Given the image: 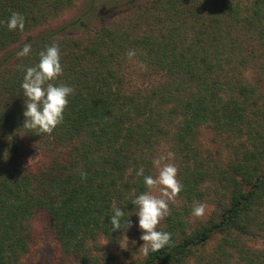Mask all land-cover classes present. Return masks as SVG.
Listing matches in <instances>:
<instances>
[{
    "label": "trees",
    "instance_id": "trees-1",
    "mask_svg": "<svg viewBox=\"0 0 264 264\" xmlns=\"http://www.w3.org/2000/svg\"><path fill=\"white\" fill-rule=\"evenodd\" d=\"M72 2L0 0V264H15L30 251L32 222L39 214L48 217L62 249L83 263L93 260L101 238L119 243L127 221H133L132 201L148 190L136 173L142 167L153 176L156 149L164 141L179 146L181 195L189 201L200 196L214 173L201 168L191 146L206 125L241 134L247 126L252 138L218 179L227 202L208 225L191 234L185 229L186 206L175 212L164 230L171 234L170 244L150 252L141 264H186L194 249L217 234L222 235L218 249L223 255L237 250L242 264H264V252L239 246L242 238L264 230V94L243 79L251 61L264 64V0H150L137 21L149 24L136 37L123 26L103 28L88 44L72 35L119 5L117 0H85L67 23L29 37L18 50H7ZM12 13L24 16L23 32L9 31ZM241 31L252 34L245 47L238 44ZM53 43L60 47L63 66L53 83L67 84L74 93L63 122L51 133H40L23 128L21 84L24 69L35 66L40 51ZM25 44L32 45V53L18 58ZM130 50L132 58H145L168 80L127 93L130 82L115 66L122 68ZM32 151L37 161L18 166V159ZM114 207L126 213L121 230L112 229Z\"/></svg>",
    "mask_w": 264,
    "mask_h": 264
},
{
    "label": "rangeland",
    "instance_id": "rangeland-1",
    "mask_svg": "<svg viewBox=\"0 0 264 264\" xmlns=\"http://www.w3.org/2000/svg\"><path fill=\"white\" fill-rule=\"evenodd\" d=\"M149 1L139 0L135 3L130 0H117L119 7H112L104 13L99 14V17L89 21L87 28L78 30L77 34H73L72 37H79L86 44L90 41L93 43L97 32L103 30V28L112 27L114 30H119L122 26V29H128L133 37H136L149 24V21L137 22L141 7L143 9L146 3L149 4ZM218 1L210 0L211 3ZM84 3L85 0H73L71 6L62 9L56 17H51L48 23L41 24L23 33L19 40L12 43L7 50L14 48L18 50L23 43H27L29 37H34L46 29L57 28L67 23L84 7ZM239 34L241 38L238 44L241 43L245 47L252 34H247V31H241ZM130 40L134 39L131 38ZM254 42H257L258 46L261 45L260 40H254ZM2 54L0 53V57ZM236 58L240 61L242 56L237 55ZM140 59L142 58H138V60L128 58L122 62V64L126 62L122 68H119L117 64L115 66L116 72L120 76H125V79L130 82L127 85V93L137 92V90L145 91L148 89L146 87L163 83L168 78L166 73L159 72L155 68L146 65L145 62L147 60L145 58ZM261 60L264 61V57ZM256 61H251L247 67L243 68V79L249 85L260 88L259 91L264 94V64L262 61ZM244 129L246 130L242 132L243 134L234 129L220 133L217 129L207 125L200 129L191 146L192 154L197 157L200 163H203V167L201 168L204 171H208L210 174L214 173V178L204 183L201 186V195L195 196L191 201L188 200L187 196H182L181 192L173 200L169 201V212L157 226L158 231H164L168 227L169 218L175 215L174 213L177 211H184L185 206L186 210H188V212H184L186 221L185 229L188 234L202 228L204 225H208L211 219L216 216L215 214L220 211V204L227 202V199L224 198L227 195L225 194V190H221L217 186L219 183L218 179L226 170L227 165L231 161L236 160L237 154L249 146L250 139H252L249 134V128L244 126ZM177 144L173 140L164 141L156 149L155 159L165 158L162 160L161 166L165 163L174 164L178 169L177 179L180 181V175L184 166L181 162L182 157L175 150L179 147ZM37 159V153L32 151L25 153L21 159H18L17 163L18 166L25 168L33 165ZM157 175L158 169L155 167L153 177ZM153 195L159 196V190H155ZM195 203H204L206 205L203 216L195 217L192 215V209ZM261 210L264 212V207ZM132 217V227L126 230L119 243L108 242L101 238L98 240L100 248H93L92 250L93 260L88 263H83L75 254L65 252L62 249L56 232L54 228L52 229L51 222L47 219L48 217L39 214L32 222L35 242L31 245L30 251L21 255L19 261L15 264H141L146 257L143 250L140 249L144 242L140 239L141 232L138 226V217L135 214ZM221 242L222 235H214L206 246L194 249V255L187 260L186 264H211L216 258L221 259V264H242V259L237 250H229L223 255V251L218 249ZM90 246H94V243H90ZM239 246L253 251L264 252V230L242 238Z\"/></svg>",
    "mask_w": 264,
    "mask_h": 264
},
{
    "label": "clouds",
    "instance_id": "clouds-1",
    "mask_svg": "<svg viewBox=\"0 0 264 264\" xmlns=\"http://www.w3.org/2000/svg\"><path fill=\"white\" fill-rule=\"evenodd\" d=\"M7 27L9 31L23 32L25 29L24 16L20 13H12L7 21ZM31 53L32 45L25 44L17 52V57H28ZM127 55L132 58L135 52L130 50ZM24 72L21 84L22 94L25 97L23 128L40 133H51L63 122L69 97L74 93V88L67 84L53 83L63 73L59 45L53 43L46 46L39 53V62L35 66L25 68ZM163 159L165 158L153 160V166L158 169L157 176L145 175L142 167L136 173L137 176L143 177V182L148 189L132 201L135 205V215L138 217L140 239L144 242L140 249L145 255L158 252L170 244L171 234L158 231L157 226L169 212L168 202L173 200L183 187L177 179V167L171 163L161 166ZM82 176L86 177V173H82ZM157 189L159 196L153 195ZM205 210L204 203H195L192 215L201 217ZM125 216L126 213L122 208H113V215L110 218L113 230H121V222ZM131 227V220H128L127 229Z\"/></svg>",
    "mask_w": 264,
    "mask_h": 264
}]
</instances>
